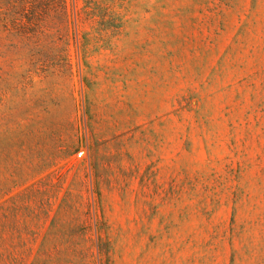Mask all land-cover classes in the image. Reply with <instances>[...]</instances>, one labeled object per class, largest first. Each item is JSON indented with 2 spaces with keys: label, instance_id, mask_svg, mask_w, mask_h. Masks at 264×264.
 Returning <instances> with one entry per match:
<instances>
[{
  "label": "rangeland",
  "instance_id": "374dc122",
  "mask_svg": "<svg viewBox=\"0 0 264 264\" xmlns=\"http://www.w3.org/2000/svg\"><path fill=\"white\" fill-rule=\"evenodd\" d=\"M0 264H264V0H0Z\"/></svg>",
  "mask_w": 264,
  "mask_h": 264
},
{
  "label": "trees",
  "instance_id": "16d2710c",
  "mask_svg": "<svg viewBox=\"0 0 264 264\" xmlns=\"http://www.w3.org/2000/svg\"><path fill=\"white\" fill-rule=\"evenodd\" d=\"M30 20H32V18ZM34 20H37V17H34Z\"/></svg>",
  "mask_w": 264,
  "mask_h": 264
}]
</instances>
